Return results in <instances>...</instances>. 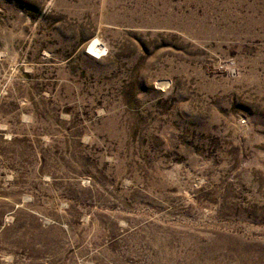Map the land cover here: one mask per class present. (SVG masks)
Returning <instances> with one entry per match:
<instances>
[{
    "label": "rangeland",
    "instance_id": "374dc122",
    "mask_svg": "<svg viewBox=\"0 0 264 264\" xmlns=\"http://www.w3.org/2000/svg\"><path fill=\"white\" fill-rule=\"evenodd\" d=\"M0 264H264V0H0Z\"/></svg>",
    "mask_w": 264,
    "mask_h": 264
},
{
    "label": "bare ground",
    "instance_id": "6f19581e",
    "mask_svg": "<svg viewBox=\"0 0 264 264\" xmlns=\"http://www.w3.org/2000/svg\"><path fill=\"white\" fill-rule=\"evenodd\" d=\"M94 45H95V43H94ZM94 45H93V46H94ZM94 48H95V47H94Z\"/></svg>",
    "mask_w": 264,
    "mask_h": 264
}]
</instances>
